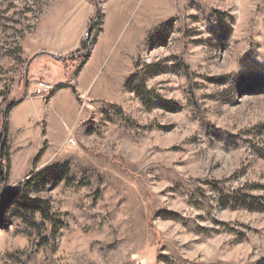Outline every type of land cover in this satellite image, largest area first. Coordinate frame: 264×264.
<instances>
[{"label": "rangeland", "instance_id": "1", "mask_svg": "<svg viewBox=\"0 0 264 264\" xmlns=\"http://www.w3.org/2000/svg\"><path fill=\"white\" fill-rule=\"evenodd\" d=\"M85 5L84 35L95 0H0V264H264V0H98L109 93L33 163L4 110L42 79L37 26Z\"/></svg>", "mask_w": 264, "mask_h": 264}, {"label": "crops", "instance_id": "2", "mask_svg": "<svg viewBox=\"0 0 264 264\" xmlns=\"http://www.w3.org/2000/svg\"><path fill=\"white\" fill-rule=\"evenodd\" d=\"M89 10L90 7L88 9L85 5L77 20H56L52 29L47 24L38 25L33 35L36 46L32 51L44 54L31 63L30 76L35 74L56 88L46 98L34 95L33 89H28L8 113L6 129L11 145L13 149L25 148L28 161L33 162L42 150L44 158L51 157L67 135L73 134L74 128L91 115L90 99L95 96L102 98L109 93L107 84L105 87L95 83L101 81L100 71L110 61L111 47L123 25L124 19L122 14L117 15L118 10H114L115 17L110 15V20L106 14L103 30L81 67L64 68L61 62L47 54L65 57L80 49L90 19Z\"/></svg>", "mask_w": 264, "mask_h": 264}, {"label": "built area", "instance_id": "3", "mask_svg": "<svg viewBox=\"0 0 264 264\" xmlns=\"http://www.w3.org/2000/svg\"><path fill=\"white\" fill-rule=\"evenodd\" d=\"M55 90V85L44 79H38L34 82L33 94L46 98ZM78 145L77 140L70 133L64 139L62 144L59 147V150L62 151L65 148H74Z\"/></svg>", "mask_w": 264, "mask_h": 264}, {"label": "water", "instance_id": "4", "mask_svg": "<svg viewBox=\"0 0 264 264\" xmlns=\"http://www.w3.org/2000/svg\"><path fill=\"white\" fill-rule=\"evenodd\" d=\"M95 5H96V12H95V16H94V18H93V20H92V22L89 24V26H88V28H87V30H86V33H85V35H84V40H85V43H86V50H85V52L84 53H88L89 52V50H90V47H89V35H90V33H91V31H92V29H93V27H94V25H95V22H96V20H97V16H98V0H95ZM41 53H43V52H37V53H35L32 57H30V59L27 61V63H26V66H25V70H24V86H25V88L27 87V81H28V69H29V66H30V64H31V62L33 61V59L36 57V56H38V55H40ZM50 57H52L53 59H60V58H63V57H61V56H57V55H55V54H52V53H47ZM24 96V95H23ZM22 98V97H21ZM11 104L12 103H10V104H8V106L6 107V109L4 110V122H5V124H6V120H7V117H6V114H7V109H8V107H10L11 106ZM6 127V126H5ZM5 129L6 128H4V133H3V136H2V143H1V146H2V144H4V140H5Z\"/></svg>", "mask_w": 264, "mask_h": 264}, {"label": "trees", "instance_id": "5", "mask_svg": "<svg viewBox=\"0 0 264 264\" xmlns=\"http://www.w3.org/2000/svg\"><path fill=\"white\" fill-rule=\"evenodd\" d=\"M87 55H88V53H77L75 56H72V57H70V58H60V59H57V61H59V62H61L62 63V65L64 66V68H68L67 67V65H68V63H70V65H74V66H76L77 68L78 67H81L82 66V64L84 63V61L86 60V58H87ZM55 88H56V86H55ZM54 92V91H53ZM52 92V93H53ZM51 93V94H52ZM50 94V95H51ZM49 95V96H50ZM48 96V97H49ZM16 103H12L11 104V106L10 107H8V109H7V112H9L10 110H11V108H13V106L15 105ZM43 153V150L42 151H40L38 154H37V156L35 157V159H34V161H33V163L34 162H36L39 158H40V156H41V154ZM33 202L36 204V205H39V207L41 208V212H42V215H43V217H45L46 219H49V215H48V213H47V211H45V205H46V203L45 202H43V201H40V200H36V199H34L33 200ZM44 206V207H43Z\"/></svg>", "mask_w": 264, "mask_h": 264}]
</instances>
